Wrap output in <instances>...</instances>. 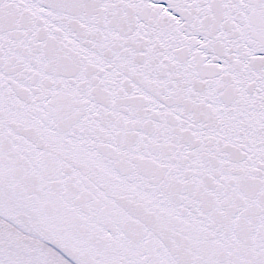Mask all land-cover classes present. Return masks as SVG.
<instances>
[{
    "label": "snow or ice",
    "instance_id": "snow-or-ice-1",
    "mask_svg": "<svg viewBox=\"0 0 264 264\" xmlns=\"http://www.w3.org/2000/svg\"><path fill=\"white\" fill-rule=\"evenodd\" d=\"M0 264H264V0H0Z\"/></svg>",
    "mask_w": 264,
    "mask_h": 264
}]
</instances>
